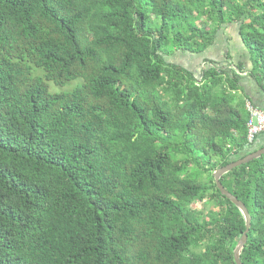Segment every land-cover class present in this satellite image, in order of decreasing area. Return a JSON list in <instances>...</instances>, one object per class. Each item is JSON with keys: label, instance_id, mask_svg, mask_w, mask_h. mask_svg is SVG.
<instances>
[{"label": "trees", "instance_id": "obj_1", "mask_svg": "<svg viewBox=\"0 0 264 264\" xmlns=\"http://www.w3.org/2000/svg\"><path fill=\"white\" fill-rule=\"evenodd\" d=\"M231 24L264 93V0H0V264H235L242 66L167 61ZM220 180L264 264V155Z\"/></svg>", "mask_w": 264, "mask_h": 264}, {"label": "crops", "instance_id": "obj_2", "mask_svg": "<svg viewBox=\"0 0 264 264\" xmlns=\"http://www.w3.org/2000/svg\"><path fill=\"white\" fill-rule=\"evenodd\" d=\"M178 54L186 56L190 62L185 60L187 65L179 62L173 63L178 64L191 72L200 70L204 61L224 63V61L229 58L230 66L227 65V67L231 69H234V65L240 64L243 71L239 73V85L243 94L248 97V101L253 106L264 110V93L248 75L251 64L249 61V55L240 41L237 25L231 24L222 26L216 33L214 43L201 55L180 52H177L174 55L178 57ZM188 66H190L191 69H189Z\"/></svg>", "mask_w": 264, "mask_h": 264}, {"label": "water", "instance_id": "obj_3", "mask_svg": "<svg viewBox=\"0 0 264 264\" xmlns=\"http://www.w3.org/2000/svg\"><path fill=\"white\" fill-rule=\"evenodd\" d=\"M262 155H264V147L244 156L243 158H241V160L238 159L222 168L217 169L212 174L213 179H215L214 181L215 186L218 189L219 193L222 196H224L227 200H229L234 206H236V208L239 210V212L241 213L244 219L245 231L233 250V260L235 264H242L240 262V254L246 243L247 232L250 228V217L243 203L237 200V198H235L233 195H231L223 188V186L220 183L221 182L220 178L227 172L231 171L232 169L240 167L241 165H245L248 162L261 157Z\"/></svg>", "mask_w": 264, "mask_h": 264}, {"label": "built area", "instance_id": "obj_4", "mask_svg": "<svg viewBox=\"0 0 264 264\" xmlns=\"http://www.w3.org/2000/svg\"><path fill=\"white\" fill-rule=\"evenodd\" d=\"M245 106L248 112V120L246 122V141L250 144L258 135L264 134V110L256 108L248 101Z\"/></svg>", "mask_w": 264, "mask_h": 264}, {"label": "rangeland", "instance_id": "obj_5", "mask_svg": "<svg viewBox=\"0 0 264 264\" xmlns=\"http://www.w3.org/2000/svg\"><path fill=\"white\" fill-rule=\"evenodd\" d=\"M178 55H179V54H178ZM185 60H186L187 62H190L189 59L186 58V56H182V55H179L178 57L174 55V56H172L171 58H167V61H168V62H171V63H173V62H179V63H182V64H184V65H187L186 62H185ZM188 68L191 69L190 66H188ZM195 72H196V73H199V70H198V71H195ZM37 75H38V76H42V74H41L40 72H37ZM197 75H198V74H197ZM78 82H79V81L75 80V81H72V82H70V83L64 85L63 87L55 86V85L52 84V83H48V88H49L50 92H64V91H70V90H72V89L77 85ZM201 206H202V204L197 203V204H195V205L193 206V208H195V209H200Z\"/></svg>", "mask_w": 264, "mask_h": 264}]
</instances>
